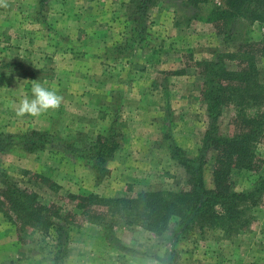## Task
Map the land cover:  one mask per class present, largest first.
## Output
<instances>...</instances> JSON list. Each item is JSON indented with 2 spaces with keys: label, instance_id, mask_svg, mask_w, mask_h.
Returning a JSON list of instances; mask_svg holds the SVG:
<instances>
[{
  "label": "rangeland",
  "instance_id": "1",
  "mask_svg": "<svg viewBox=\"0 0 264 264\" xmlns=\"http://www.w3.org/2000/svg\"><path fill=\"white\" fill-rule=\"evenodd\" d=\"M180 1L153 0L145 16L150 40L142 48L134 40L133 48L118 52L113 45L132 35L133 0H8L7 8L0 7V134L49 129L59 139L30 151L13 145L0 153V168L61 215L52 221L69 228L56 264L167 262L171 245L162 234L115 219L107 236L109 201L188 186V172L170 157L166 135L186 156L198 154L209 124L200 61L223 52L226 66L236 68L232 54L244 36L224 39L203 20L220 0L199 1L198 17L190 20ZM248 30L259 40L264 18ZM255 59L264 80V55ZM32 80L57 90L63 101L38 117H18L13 106L25 95L32 98ZM115 105L122 140L97 179L87 160L68 159L63 149L86 152ZM235 113L232 104L223 107L216 120L220 133L234 131ZM258 149L264 174V131ZM212 151L204 169L208 185ZM243 181L245 176L235 179L236 187ZM254 214L243 231L228 237L220 229H194L177 243L172 263L264 264V192ZM57 242L51 225L22 224L0 211V264H50Z\"/></svg>",
  "mask_w": 264,
  "mask_h": 264
},
{
  "label": "trees",
  "instance_id": "2",
  "mask_svg": "<svg viewBox=\"0 0 264 264\" xmlns=\"http://www.w3.org/2000/svg\"><path fill=\"white\" fill-rule=\"evenodd\" d=\"M152 1L133 0L129 12L132 35L128 40L113 45V51L133 48L134 40L139 48L147 44L150 35L145 16ZM199 1L209 2H179L185 19L198 17L195 9L200 6ZM202 18L212 22L224 39H239L244 36L236 52L232 54L237 57L236 68L226 66L223 59L226 53L223 52L215 59L200 61L203 74L202 94L209 124L201 139L198 154L194 157L186 156L170 135H166L169 139L170 157L188 172V186L140 190L130 197L112 198L108 209L112 220L104 223L107 236L115 219L162 234L171 245L170 251H166V264H173L171 259L177 243L196 228L220 229L225 237L243 231L254 218L264 192V174L260 171L263 159L258 149L264 131V80L259 77L255 62L257 54L264 55V33L259 40L251 39L246 34L250 23L264 18V0H220ZM227 104H232L235 108V127L232 133L222 134L216 120ZM118 118L116 106L110 113L107 127L96 134L89 147L85 148L87 151L82 152L77 147L64 148L65 157L87 160L95 177L101 178L107 170V159L122 140ZM58 142L55 132L49 129L30 130L16 135L0 134V153L13 145L30 151L52 147ZM210 149L213 150L212 171L211 184L208 185L204 169L208 161L206 153ZM240 176H245V181L239 188L236 187L235 179ZM0 211L7 216L14 215L22 224L44 222L56 229L58 242L53 247L50 258V264H56L65 242L61 238L68 237L69 228H64L59 221H52L51 216L58 218L61 215L43 205L34 190L20 186L3 168H0ZM109 240L113 242L115 237Z\"/></svg>",
  "mask_w": 264,
  "mask_h": 264
},
{
  "label": "clouds",
  "instance_id": "3",
  "mask_svg": "<svg viewBox=\"0 0 264 264\" xmlns=\"http://www.w3.org/2000/svg\"><path fill=\"white\" fill-rule=\"evenodd\" d=\"M8 6V0H0V7L7 8ZM32 81V98L25 95L13 106L18 117L26 115L38 117L49 109H57L63 101V97L58 94L57 90H49L36 80Z\"/></svg>",
  "mask_w": 264,
  "mask_h": 264
}]
</instances>
